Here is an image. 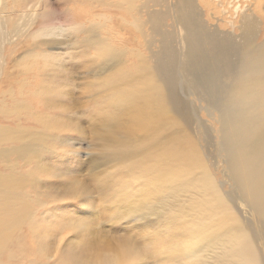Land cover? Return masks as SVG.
Instances as JSON below:
<instances>
[{
	"label": "rangeland",
	"instance_id": "1",
	"mask_svg": "<svg viewBox=\"0 0 264 264\" xmlns=\"http://www.w3.org/2000/svg\"><path fill=\"white\" fill-rule=\"evenodd\" d=\"M210 1L197 62L164 0H0V264H264V192L222 137L225 102L264 90L238 68L264 52V0L234 23L248 1Z\"/></svg>",
	"mask_w": 264,
	"mask_h": 264
},
{
	"label": "bare ground",
	"instance_id": "2",
	"mask_svg": "<svg viewBox=\"0 0 264 264\" xmlns=\"http://www.w3.org/2000/svg\"><path fill=\"white\" fill-rule=\"evenodd\" d=\"M107 1L114 7L129 10L134 8L140 0ZM154 1L156 0H147V2ZM202 1L204 4L200 5L195 0H164L169 8L172 20L177 27H180L179 31H185L183 42L185 43V47L189 50L188 55H195L194 57L187 58L198 59L199 61L197 62L202 61L204 58L203 49L201 52L199 51L200 46H202L201 44L212 43V40L208 36H205L203 31L204 28L212 23L218 25L223 21V17L222 19L221 17H217V14L209 8L210 0ZM246 1H248L246 6L232 8L235 16L233 18L228 17L227 21L234 23L239 19L242 12L251 10L252 4L256 2V0H245V3ZM223 13H226V11L223 10ZM205 16H207V18H205ZM247 17L248 15L244 14V19L241 23L242 27H244L246 37H250L251 30L249 28L252 27V25L246 20ZM164 19V14H156L150 18L152 22H156V26L159 24V21ZM246 44L247 46L251 45V40L247 39ZM187 62L190 66V62ZM238 68L239 73H244L246 71L248 74H251L258 70L259 74H262L264 72V52L244 56ZM258 92L259 93L254 92L253 96L244 97L243 99L234 96L229 103L225 102V111H223L225 115L224 118H222V122L225 124V130L222 131V137L225 147L227 148L228 159L232 160L228 162L230 163L229 165L233 175L244 182L246 181L251 188L254 189L259 187V189L264 192V152L260 153L259 149L254 152L253 156L249 154L253 152L251 151L252 144H255L257 141H259L260 144L264 142V134L256 133L258 127L264 126V90H258ZM138 101L141 102L139 108L142 107V110L140 108L141 114L139 116H141L143 122L158 119L157 116L160 115L162 104L157 93L149 91L145 94H135L133 96V105L138 107ZM140 110L138 112H140ZM136 125L143 127L142 130L146 131L143 124L139 123ZM234 157L236 158L233 160ZM209 207L215 209V206L212 207L211 205Z\"/></svg>",
	"mask_w": 264,
	"mask_h": 264
}]
</instances>
